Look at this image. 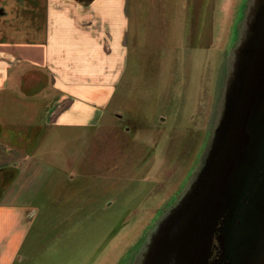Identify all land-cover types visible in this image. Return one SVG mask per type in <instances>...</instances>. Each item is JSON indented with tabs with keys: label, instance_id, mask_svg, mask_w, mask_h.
Returning a JSON list of instances; mask_svg holds the SVG:
<instances>
[{
	"label": "rangeland",
	"instance_id": "374dc122",
	"mask_svg": "<svg viewBox=\"0 0 264 264\" xmlns=\"http://www.w3.org/2000/svg\"><path fill=\"white\" fill-rule=\"evenodd\" d=\"M246 1L136 0L134 50L102 119L48 141L75 156L56 161L16 264L128 262L199 162Z\"/></svg>",
	"mask_w": 264,
	"mask_h": 264
},
{
	"label": "crops",
	"instance_id": "0c3cea01",
	"mask_svg": "<svg viewBox=\"0 0 264 264\" xmlns=\"http://www.w3.org/2000/svg\"><path fill=\"white\" fill-rule=\"evenodd\" d=\"M138 10L136 0H0V264L25 259L37 200L56 161L75 156L49 139L97 124L114 98Z\"/></svg>",
	"mask_w": 264,
	"mask_h": 264
},
{
	"label": "water",
	"instance_id": "95a60500",
	"mask_svg": "<svg viewBox=\"0 0 264 264\" xmlns=\"http://www.w3.org/2000/svg\"><path fill=\"white\" fill-rule=\"evenodd\" d=\"M236 28L199 162L131 264H264V0H247Z\"/></svg>",
	"mask_w": 264,
	"mask_h": 264
},
{
	"label": "trees",
	"instance_id": "16d2710c",
	"mask_svg": "<svg viewBox=\"0 0 264 264\" xmlns=\"http://www.w3.org/2000/svg\"><path fill=\"white\" fill-rule=\"evenodd\" d=\"M215 242H216V241H215ZM218 253H219V250H218V249H215V250H214V255H213V257L218 256Z\"/></svg>",
	"mask_w": 264,
	"mask_h": 264
},
{
	"label": "flooded vegetation",
	"instance_id": "af4514ba",
	"mask_svg": "<svg viewBox=\"0 0 264 264\" xmlns=\"http://www.w3.org/2000/svg\"><path fill=\"white\" fill-rule=\"evenodd\" d=\"M131 259V258H130ZM126 264H131L129 261Z\"/></svg>",
	"mask_w": 264,
	"mask_h": 264
}]
</instances>
